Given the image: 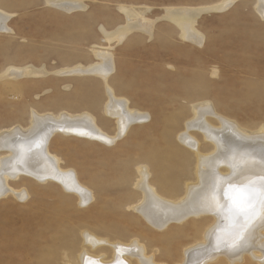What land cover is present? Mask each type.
Here are the masks:
<instances>
[{
  "label": "rangeland",
  "instance_id": "1",
  "mask_svg": "<svg viewBox=\"0 0 264 264\" xmlns=\"http://www.w3.org/2000/svg\"><path fill=\"white\" fill-rule=\"evenodd\" d=\"M0 1L8 14V28L0 31V76L8 68L25 66L40 72L27 75L26 70L16 79H0V131L26 125L32 108L55 115L63 110L100 115L106 99L101 78L59 73L96 63L94 49L112 54L115 71L108 84L126 98L129 109L147 117L110 146L76 135L52 136L50 152L61 158L62 167L74 170L78 182L92 191L93 201L79 207L56 183L18 182L27 192L24 201L10 193L0 197V264H38L34 253L46 246L63 249L61 244L71 239L75 253L80 245L77 224L83 217L100 236L137 235L156 263L181 262L182 250L198 238L192 225L186 221L179 225L182 229L168 232L171 223L152 228L124 209V202L136 198L131 189L144 154L153 175L178 181L175 196L196 179L194 159L178 151L175 139L191 115L190 100L210 101L216 113L247 131L264 127V17L255 11V0H232L224 8L228 0H77L81 6L69 8L48 0ZM178 20L202 35L198 47L182 39ZM146 22L151 23L148 32L142 27ZM130 26L117 41L114 34ZM208 121L218 124L212 116ZM103 128L112 134L114 122ZM192 132L201 152H208L203 133ZM166 153L172 155L161 172L156 164ZM117 187V193L106 192ZM99 206L104 209L98 215ZM247 256L241 263L220 257L209 264H264Z\"/></svg>",
  "mask_w": 264,
  "mask_h": 264
},
{
  "label": "bare ground",
  "instance_id": "2",
  "mask_svg": "<svg viewBox=\"0 0 264 264\" xmlns=\"http://www.w3.org/2000/svg\"><path fill=\"white\" fill-rule=\"evenodd\" d=\"M231 1L228 0L221 7H226ZM48 2L62 8H69V5L81 6V2L77 0H48ZM254 9L260 17H264V0H255ZM7 17L8 14L0 8V31L8 28L5 24ZM177 24L182 39H187L189 43L198 47L202 35L187 21L178 20ZM142 27L148 32L151 23L146 22ZM132 28L135 27L132 25ZM121 29L123 30L116 32L118 35L114 34L117 41H121L126 33L132 30L131 26ZM93 51L97 57L96 63L90 66L76 65L59 73L100 77L105 85L106 95L100 111L102 115L88 111L75 114L64 110L55 115L51 112L39 113L32 108L26 125L15 124L10 129L1 130V198L10 193L16 199L24 201L27 192L18 182L26 180L29 181V185H33L34 182H30V179H33L35 183L36 181L56 183L63 191L64 189L67 191L64 194L75 197L79 207H86L93 201L92 191H88V187L86 189V186L78 182L73 169L62 167V160L58 155L50 152L48 142L52 136L57 133L76 135L110 146L116 140L126 137L134 125L146 122L147 117L144 112L129 109L126 98L116 95L108 84L107 80L115 71L112 54L104 49ZM26 70L27 75L40 73L37 70L30 71L29 66L16 71L8 68L0 79H16L24 75ZM188 103H190L191 115L183 122V128L176 134L175 139L180 149L176 150L186 158L191 156L190 158L194 159L196 179L186 183L182 194L175 196L178 181H169L161 176V173L160 176L153 175L152 169L146 163V154L141 155L144 161L135 168L136 176L131 189L136 198L130 202L127 199L122 206L134 212L136 218L142 219L155 229H163L171 223L172 228L166 231L172 229L177 231L182 229L179 225L186 221L192 225L198 233V238L182 250L181 262L176 261L174 264H209L220 257H224L229 263H236L242 262L245 255H248V259L261 263L264 261V127L255 131L242 129L229 117L216 113L211 102L206 99H192ZM209 116L218 121L216 126H212L208 121ZM111 121L114 122L113 132L107 134L109 132L103 127ZM193 129L200 130L209 142V150L206 149L208 152H201L200 143L194 137ZM170 155L172 154L162 155L157 162L159 171L165 172L170 162ZM156 182L162 183V186ZM249 188L254 191L250 198L244 199V207L241 208L235 200L239 195L236 190ZM119 191L118 187L106 189V192L112 194ZM103 209L99 206L97 214L102 213ZM58 219L56 218L59 222L63 220ZM87 223L88 219L83 217L77 224L80 228V245L77 246L75 253H72L74 247L72 239L61 244L64 246L63 249L61 248L63 251H60V247L58 250L56 247L46 246L45 249L34 253L38 264H43L45 261L52 264L161 263L154 262L153 255L148 257L145 245L140 242L137 235L126 236L128 238L108 234L100 236ZM100 223L105 222L100 220ZM107 227L105 226L106 229ZM116 230L114 232H117ZM46 237L48 239V236L45 238L42 236L43 239Z\"/></svg>",
  "mask_w": 264,
  "mask_h": 264
},
{
  "label": "snow or ice",
  "instance_id": "3",
  "mask_svg": "<svg viewBox=\"0 0 264 264\" xmlns=\"http://www.w3.org/2000/svg\"><path fill=\"white\" fill-rule=\"evenodd\" d=\"M236 191L239 194L235 198L236 203L238 204V206L243 208L244 207V199L250 198L254 190L249 188V189H237ZM90 264H94V262H90Z\"/></svg>",
  "mask_w": 264,
  "mask_h": 264
}]
</instances>
